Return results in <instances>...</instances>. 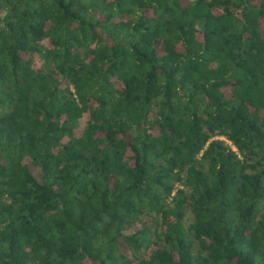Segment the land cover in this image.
Returning a JSON list of instances; mask_svg holds the SVG:
<instances>
[{"label":"trees","instance_id":"1","mask_svg":"<svg viewBox=\"0 0 264 264\" xmlns=\"http://www.w3.org/2000/svg\"><path fill=\"white\" fill-rule=\"evenodd\" d=\"M0 264H264V0H0Z\"/></svg>","mask_w":264,"mask_h":264},{"label":"rangeland","instance_id":"2","mask_svg":"<svg viewBox=\"0 0 264 264\" xmlns=\"http://www.w3.org/2000/svg\"><path fill=\"white\" fill-rule=\"evenodd\" d=\"M192 222V216L191 215H188L187 218H186V223L185 225L186 226H189V224Z\"/></svg>","mask_w":264,"mask_h":264}]
</instances>
